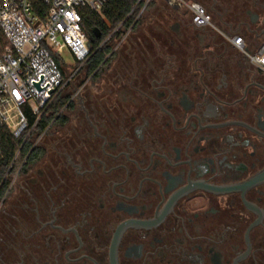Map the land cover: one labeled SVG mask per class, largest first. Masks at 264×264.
Wrapping results in <instances>:
<instances>
[{"label":"flooded vegetation","instance_id":"1","mask_svg":"<svg viewBox=\"0 0 264 264\" xmlns=\"http://www.w3.org/2000/svg\"><path fill=\"white\" fill-rule=\"evenodd\" d=\"M187 1L208 26L156 0L92 31L64 122L0 188V264H264V74L229 42L262 44L264 0Z\"/></svg>","mask_w":264,"mask_h":264},{"label":"built area","instance_id":"2","mask_svg":"<svg viewBox=\"0 0 264 264\" xmlns=\"http://www.w3.org/2000/svg\"><path fill=\"white\" fill-rule=\"evenodd\" d=\"M107 1L0 0V165L4 153L2 132L8 131L24 145V139H30L54 98L68 84L58 63L65 65L62 54L72 56L75 65L83 66L88 61L91 44L81 26L82 11L101 13ZM155 1L138 0L132 14L139 9L142 15ZM169 1L188 8L198 27L210 24V15L201 4ZM229 42L264 74V41L255 49L242 36H232ZM27 110L36 117L32 125ZM15 160L3 176L0 170V188L12 174Z\"/></svg>","mask_w":264,"mask_h":264},{"label":"trees","instance_id":"3","mask_svg":"<svg viewBox=\"0 0 264 264\" xmlns=\"http://www.w3.org/2000/svg\"><path fill=\"white\" fill-rule=\"evenodd\" d=\"M138 0H108L105 3L101 13L93 12L88 9H84L82 11V29L86 33L89 41L93 39V30H99L103 33V39L100 41H95L93 43V48L96 50L100 43L108 37L111 33L116 31L123 23H128V27L133 23L135 17H133L132 12L135 9ZM134 13H139V9H136ZM132 14V15H131ZM95 61L99 64L103 59V54H97L95 57ZM58 63L61 65V69L63 73L66 74L64 69V64H62L59 60ZM95 68L93 67L90 72H92ZM67 103V99L59 100L54 104H51L46 114L42 117L37 130L39 132H44L49 125L60 123L62 124L63 117H57L59 112L65 107ZM29 121L34 124L36 117L29 112L26 111ZM2 144H3V160L0 165L1 176H3L8 169V167L15 160L14 170L16 171L18 167L22 164L23 160L29 155L31 158L39 155L38 148L32 150V146L27 142L23 144L22 140H16L14 137L8 132H2Z\"/></svg>","mask_w":264,"mask_h":264},{"label":"rangeland","instance_id":"4","mask_svg":"<svg viewBox=\"0 0 264 264\" xmlns=\"http://www.w3.org/2000/svg\"><path fill=\"white\" fill-rule=\"evenodd\" d=\"M158 1H162V0H157V2ZM201 4L209 11L206 4H203V3H201ZM154 8H155V4L154 5L152 4L150 6V8L147 10L145 15L151 14L153 12ZM258 12L260 13L262 11L259 10ZM254 13H256V12H254ZM260 14H262V13H260ZM132 16L135 17V19H137V18H139L140 15H139V13H134V15H132ZM244 35H245L244 31H241V32L236 33V35H234V36H242L243 37ZM247 37H249V36L247 35ZM250 37H252V36H250ZM62 57H63L64 62H65V65H64V69L66 72L65 77H66V80H69V82L66 85V87L62 90V92L54 98L52 104L56 103L59 100L67 99V96H69V89H70L71 83L74 81L75 76L81 75L85 71V66L83 65L84 66L83 67L79 64L75 65L74 59L68 53L64 52L62 54ZM64 108L65 107H63L62 110L58 113L59 115L57 117L66 115L67 111H65ZM58 125H59V123H56L51 128H49L47 130V134H45L43 132L41 133L39 131H35V132H33L30 139L29 140L24 139V142H27L28 144H30L32 146V148L36 147V146L38 147L39 145H41V143L43 142L44 139H46L49 135H51L54 131L57 130ZM43 134H44V136H43Z\"/></svg>","mask_w":264,"mask_h":264},{"label":"water","instance_id":"5","mask_svg":"<svg viewBox=\"0 0 264 264\" xmlns=\"http://www.w3.org/2000/svg\"><path fill=\"white\" fill-rule=\"evenodd\" d=\"M263 25H264V20H263ZM262 36H263V39H264V29L262 31ZM261 178L264 179V174H263V176ZM254 183H256V180H254L252 184H254Z\"/></svg>","mask_w":264,"mask_h":264}]
</instances>
